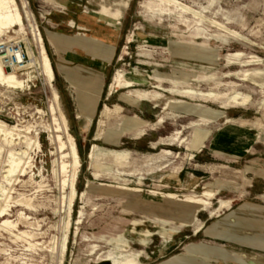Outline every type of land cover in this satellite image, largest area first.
<instances>
[{"label": "rangeland", "instance_id": "374dc122", "mask_svg": "<svg viewBox=\"0 0 264 264\" xmlns=\"http://www.w3.org/2000/svg\"><path fill=\"white\" fill-rule=\"evenodd\" d=\"M26 1L35 18L25 20L28 39L19 38V27L9 29L7 36L19 38L12 50L21 49L29 63L31 50L45 49L56 77L46 85L35 71L24 89L0 84V120L23 130L32 125L33 132L22 137L39 133L42 142L32 155L33 172L15 185L3 177L10 146L3 147L0 188L5 185L13 196L7 218L21 220L22 230L42 233L30 239L41 245L31 247L0 230V264H243L240 258L264 264V0H181L204 19L160 0H17L20 9ZM98 12L123 32L99 92L75 87L59 61L66 28L61 21H73V30L86 33L76 28L79 15ZM38 29L42 41L35 37ZM70 37L93 41L91 33ZM29 70L17 74L27 78ZM63 115L70 127L64 139L75 138L82 166L61 263L50 250L65 232L66 193L59 144L48 126L55 127V116L64 124ZM94 144L129 155L100 157L96 164L90 159ZM217 188L220 193L197 219L187 214L198 206L184 202L186 194ZM170 193L177 197H166ZM30 198L34 209L21 204ZM232 199L219 211L222 200ZM246 202L260 209L242 208ZM21 212L35 224L20 219ZM164 228L171 236L162 234Z\"/></svg>", "mask_w": 264, "mask_h": 264}, {"label": "bare ground", "instance_id": "6f19581e", "mask_svg": "<svg viewBox=\"0 0 264 264\" xmlns=\"http://www.w3.org/2000/svg\"><path fill=\"white\" fill-rule=\"evenodd\" d=\"M164 4L174 7L179 11L185 14H191L196 17L204 19L205 16L201 13L200 10L194 8L192 5H188L181 0H160ZM23 9V10H22ZM20 9L18 6L17 0H0V84L4 85L9 88H17V89H24L29 86L31 79L34 77V72L38 71L41 75L45 78L46 85H51L55 80V70L54 66L51 63L49 56L46 54V50L39 54L34 51H30L32 56V62L26 63L24 58V53L21 49L19 50H12V47H16L19 43V38L21 39H28L27 38V31L25 28V20L33 19L34 13L28 8L27 1L25 5ZM25 13V15H24ZM211 24L218 27L220 31L232 36L234 38H238L248 44H253L252 41L242 34L239 31L231 29L223 22H219L216 20H210ZM19 27L17 32L19 33V38H13L12 36H7L9 29ZM7 36L8 41L3 42L4 38ZM35 37L39 40H43L42 32L38 29V32L35 31ZM220 38V37H219ZM2 46H5L6 49L2 50ZM31 47V46H30ZM22 68L33 69L32 71H27V78H21L18 76V72ZM25 70V69H24ZM118 73V72H117ZM117 80V77H116ZM116 83L114 84V86ZM112 86V85H111ZM46 87V86H45ZM31 89V88H30ZM27 90V89H26ZM24 91V90H23ZM110 93L112 94L113 92ZM55 99L58 102L60 99V95L55 93ZM41 110V109H40ZM52 111L56 115L57 107L52 105ZM105 113V112H104ZM55 127L52 125L48 126V130L50 132V139L53 143L59 144L58 150L61 153V161L59 160L60 170L59 174L63 175V187L62 189L66 193V205L65 210L67 211V222L65 227L64 235L61 239L60 245L56 248L53 247L50 252L53 256L59 255L61 263L64 262L66 256V249L69 240V230L71 226V216H72V208L76 201V197H78V175L80 168L82 166L80 160V152L77 146V142L75 138L70 135V143H68L64 139V133L67 131L70 133V127L68 124V119L65 115H63L64 124L60 121V119L55 116ZM103 122V121H102ZM39 127V126H37ZM98 130V129H97ZM26 131L27 133H32V125L30 124L26 127V130L20 127V124H8L2 120H0V155L2 152L3 147L5 145L10 146L8 149V165L6 170L4 171V179L7 183L15 185L16 183H20L21 177H27L29 174L33 172L31 168H33L32 158L33 152L42 149V142L39 138V133H37L33 137L23 136L22 132ZM37 132V130H36ZM57 133V134H55ZM97 134V133H96ZM99 137V133L97 134ZM25 137V139H23ZM97 137V138H98ZM1 140L5 141L4 143ZM19 143H25L22 145V149H19L17 145ZM91 149V148H90ZM7 150V149H6ZM129 155L128 151H117L114 149H105L99 146L98 144H94L92 147V151L90 153V159L98 164V159L100 157H115L120 160H125ZM1 158V157H0ZM57 161V160H56ZM57 170L55 169V173ZM35 178L33 175L30 176V181H34ZM41 186V185H40ZM42 187V186H41ZM90 185L88 189L82 192V196L85 197L86 194L89 192ZM129 188V187H128ZM94 189V187H91ZM15 191V190H14ZM221 189H206L201 194H186L184 202L189 204H195L198 206L197 209L189 211L187 214L192 216L195 220L197 219V213L201 209L207 208L211 200L214 199L219 193ZM166 197L175 198L177 197L176 194L170 193ZM13 196L8 193V190L5 185H2L0 188V230L4 231L5 233L9 234L11 238H16L17 240H27L31 247H37L41 245L39 242H32L30 239L35 238L37 235L42 233L32 232L30 230H22L18 225L19 221H14L7 216L10 214L11 207L13 206ZM236 199L232 200H222L221 201V208H225L233 203ZM25 206L29 209H34L35 205L31 203V198L29 200L23 201ZM64 206V204H63ZM62 211V210H61ZM57 212V211H56ZM61 213V212H60ZM218 211L215 213L217 214ZM20 219H24L27 221L29 225H32L33 222H30L29 217L24 215L23 212L20 213ZM81 220H79L80 223ZM178 221V220H177ZM35 224V223H34ZM33 224V225H34ZM201 227L198 228V231ZM171 231L169 229L164 228L162 234L164 236H171ZM3 234V233H2ZM53 243V242H52ZM44 250V249H43ZM206 252V261L208 262L211 258L207 250ZM191 258H194L195 254L193 253L190 255ZM182 258V263H186L184 257ZM239 261L243 264H253L251 262L246 261L245 259H239Z\"/></svg>", "mask_w": 264, "mask_h": 264}, {"label": "crops", "instance_id": "0c3cea01", "mask_svg": "<svg viewBox=\"0 0 264 264\" xmlns=\"http://www.w3.org/2000/svg\"><path fill=\"white\" fill-rule=\"evenodd\" d=\"M46 2V0H44ZM97 16L90 14L79 15L78 21L76 22V28L80 30H87L84 32H77L74 29L72 23H65V30L63 31L62 43L60 44V49L62 52V57L59 58L64 74L68 76L69 82L75 87H80L82 89L97 90L98 92L102 89V86H98L100 76H107V68L110 65V59L114 57V52H117L119 44L122 41V28L119 23L114 26H109L104 22L105 17L101 12L95 13ZM102 18V19H101ZM92 36L93 43L85 42L81 43L73 37L80 34ZM97 44V47L94 45ZM91 56V58H90ZM85 64L90 66H95L99 70L98 72L84 69ZM82 67V68H81ZM100 73V74H99ZM142 96H148L144 94ZM156 96H159L157 94ZM242 208L245 209H260L253 203L246 202L242 204ZM264 209V208H263Z\"/></svg>", "mask_w": 264, "mask_h": 264}]
</instances>
